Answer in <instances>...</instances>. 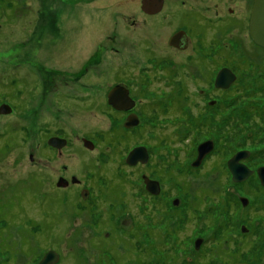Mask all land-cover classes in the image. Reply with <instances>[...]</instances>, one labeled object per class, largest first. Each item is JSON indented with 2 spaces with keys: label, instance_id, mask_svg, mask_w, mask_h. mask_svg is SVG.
I'll list each match as a JSON object with an SVG mask.
<instances>
[{
  "label": "rangeland",
  "instance_id": "374dc122",
  "mask_svg": "<svg viewBox=\"0 0 264 264\" xmlns=\"http://www.w3.org/2000/svg\"><path fill=\"white\" fill-rule=\"evenodd\" d=\"M135 1L0 0V101L4 99L15 108V111L10 114H0V135L3 134V136H0V178H6L7 175H10L17 186H25L28 189L31 186L29 181H34L33 196H35V219H37L35 223L41 222L40 226L35 228L38 242L42 240L41 246L38 245L41 251L50 247L56 248L62 255L61 264H98L101 262L103 264L107 262L105 264H108L112 258L110 257V249L114 252L115 257L122 254L126 249L131 250L129 259L132 260L127 264H135V258L146 259V264H154L151 262L153 257L159 258L158 264H163V262L169 264L171 258L176 259L174 264H224V258L233 259L231 257L233 252L230 250L235 248L238 249L235 254H239L241 260H238L237 263L235 261V264H264V225L260 224L258 226L257 220L247 221V217L246 220H238L244 219L248 212L250 215L254 212L264 218V193L258 197L261 201L260 210L249 207L247 209L246 206L244 207L245 210L240 212L230 210L229 215H225L221 209L220 212L213 209L209 214L206 212L207 207H197L193 211V206L188 208L183 203V206L179 205L180 207L176 208L175 211L169 205L168 208L165 207L162 211L161 206L153 205V200L148 198L144 200L138 194L142 183L138 178L139 172L146 168L155 177L162 178L161 174L164 177L162 179L165 187L173 190L171 195H174L178 187L173 184L172 178L169 176L171 173L168 174L165 170H171L172 166L174 168L173 164L178 163L177 159L181 155L188 156L189 161L193 160L194 155L185 152L192 151L195 144L205 139L206 136L211 135L218 138V133L214 130L212 133L207 134L202 131L199 132V130H193L194 128L191 131V129L184 126L185 123L183 122L176 123L175 126L171 127L168 123H165L169 122L171 116L166 115L159 121L149 117L148 122H146L148 128L135 129L129 133L128 140L122 137L109 138V140H113L112 145L97 140L96 148L92 151L81 145V137H90L95 132H107L110 120L104 111L95 110L93 105L73 102V99L77 98L72 97V94L77 95L79 93L80 95L77 81H68L63 72L76 70L80 57L85 56L82 54L89 53V51L93 52L94 47L97 46L101 47L104 64L113 62L114 65L122 66L121 63L126 60H132L135 64L138 58L145 57L141 54L143 49L140 48L143 46L146 36V30H143V28L150 25L155 28L149 30L157 29V26L161 24L157 19H161V17L148 23L141 17H136L139 14L135 11ZM169 2L184 5L183 7L188 9H191L190 7L196 8L209 17H214L215 8L226 12L228 6L227 3L221 4L222 1L218 0H169ZM216 2H219L218 6H215ZM176 7L172 6L171 9ZM82 14L84 17L81 16ZM86 17L90 18L80 21L81 18ZM133 17L136 18V22L130 24L129 20ZM88 32L91 33L88 34ZM128 33L130 38H126ZM113 34H118L119 37L117 38L119 40L115 39L113 42L107 38L108 35ZM145 41L149 43L154 51L160 49L158 36H149ZM112 47H120L119 52H113ZM37 62L43 66L44 70L42 72L45 73H48L51 68L62 70V73L57 75L56 79L59 85L58 90H45V83L41 79L43 74L39 75L40 70L36 66ZM135 66L137 69L133 70L132 73L140 81V77L143 75L136 73L139 69L137 64ZM154 73L157 76V72L153 71L150 78H154ZM94 78L99 80L95 74L92 76V80ZM113 79L112 75L100 78L99 84L102 86L99 88L100 95L103 94L104 89L114 82ZM154 81L155 79L148 87L158 88L160 82ZM139 87L137 84L135 85L136 94H140ZM41 92L59 93L48 94L43 109L35 116L37 123L42 121L43 127L40 126L41 124H37L34 127L29 126L28 130H24L25 128L22 127L24 120L19 115L24 113L25 110H36L38 108H33V106H35ZM90 93H86L85 97H88ZM52 95H55V97L48 105L49 99L53 97ZM146 95L142 100L149 99L151 102H155V99L160 100L167 97L165 92H158L155 97L151 94L150 97ZM161 100L163 102V99ZM152 122H155L158 126L152 125ZM47 131L61 132L69 138L68 146L63 150V157H56V154L45 146L44 139L48 133ZM188 131L190 132L188 133ZM241 133L238 134L237 132L232 135L231 148L224 154V161L239 146L262 148L261 143L256 142L253 138L246 139L244 130ZM161 137L165 138V142H160ZM140 142L147 143L151 148L149 165L146 167H127L123 163L127 151L132 145ZM185 144H190V146H185ZM101 152L108 155L109 159L107 161L100 160L99 156L102 158ZM30 153L34 156L33 161L28 158ZM263 161L264 156L260 157L257 163ZM183 164L184 162H180V165L177 164L176 167L180 169ZM63 165L68 167L66 173L76 175L78 178L88 179L89 182H87L91 186H100L102 195L103 192L108 191L107 186H109L110 193L115 188L116 190H125L124 200L127 202L125 206L129 212L124 227L127 228L131 224L129 233H136L139 240H141L140 244L143 247L140 251L136 250L134 248L135 243L133 244L134 239H137V237H133L132 240L123 236L122 240L125 241L126 245L124 243L118 244V246L114 244V238H119L121 233L114 227L118 219L107 214L104 216L106 219L103 222L96 223L98 215L92 216L88 213L85 208L88 205H81V201L76 203L77 199L74 201L75 196H72L75 194L74 191L68 193V189L56 188L55 182L64 171L62 170ZM120 167L121 173L118 174V168ZM163 170L164 172L159 174ZM182 178L186 180L184 185L189 186L190 194L192 190L197 188L196 190H200V194L204 195L209 191L211 197L213 196L212 199L216 196L219 201L223 199L220 194L226 191L224 187L231 183V177L228 179L226 176L228 180L222 192L215 195L214 190L212 189V192L209 189L210 183L214 179L217 180V183H224V172L221 175L215 173L209 177L206 174L195 173L193 176L181 177V183L184 180ZM105 179H107V182L104 183L103 180ZM249 184L256 185L255 182L251 181ZM245 185L241 188L240 194L247 192L248 187ZM122 194L119 193V195ZM118 198L115 197V200H117L115 202L114 198L107 197L105 206L100 205L98 208L106 212L107 206L112 208L118 203ZM196 199L191 197L188 203L196 202ZM204 199L207 200V197H204ZM252 205L255 204L252 203ZM118 208L120 209L121 205H118L115 210ZM90 210L92 211L93 208ZM159 210L162 212L161 214ZM190 210H192V217L189 215ZM173 212L181 216V220L182 217L188 215L186 223L181 221L184 227L180 226L181 231L177 239L174 236H164V227L166 226L165 229H169V231L173 227L170 225L173 224L174 220V218H171ZM119 217H122V215H119ZM148 218L154 220L152 223L155 225L156 222L163 221L159 225L161 228L149 224L151 221ZM109 220L112 221L116 233L113 235V240H108L106 243L110 247L106 251V247L101 248L103 243L98 242L96 238L92 239V237L96 236L98 238L97 235L103 234L105 229L108 230L107 225L111 224ZM227 220L230 221L229 224H232L231 226L228 225L227 228L229 229L225 227ZM176 221L178 220L176 219ZM245 222H249V226H251L250 222L255 225L254 227L251 226L254 231H249L248 234L245 233L246 235H239L242 234L239 231V226L241 223L245 224ZM99 223H101L100 228L97 227ZM148 227L156 236L158 253L156 251L152 252L151 248L145 243L146 237L143 234ZM233 236L236 237L233 238ZM196 237H203L204 242L199 247V252L193 255L192 242ZM149 243L151 244L150 240ZM136 252L139 256L136 255Z\"/></svg>",
  "mask_w": 264,
  "mask_h": 264
},
{
  "label": "flooded vegetation",
  "instance_id": "af4514ba",
  "mask_svg": "<svg viewBox=\"0 0 264 264\" xmlns=\"http://www.w3.org/2000/svg\"><path fill=\"white\" fill-rule=\"evenodd\" d=\"M218 1H222L221 4L227 3L228 6L226 7V12H222L221 9L215 8L214 17H209L193 7L188 9L184 8V5L173 4L169 2V0H148L147 2L145 0H137V3L135 1V11L139 14L136 17H141L147 23L161 17V19H157L161 23L157 26V29L149 30L155 28L150 25L143 28V30H146L145 40L149 38V36H158V45L160 49L154 51L151 49L148 42L145 40L143 41L144 43L142 42L143 46L140 48L143 50L141 54L145 57H140L135 62L139 69L136 73H141L144 76L140 77L141 82L138 81V78L132 73L133 70L137 69L132 60H126L121 63L122 66L114 65L112 64L113 62L104 64L105 61L101 55V47L98 46L94 47L95 50L93 52L89 51V53L82 54L85 56L80 57V62L76 70H66L63 72L68 81H77L80 95L79 93H77V95L72 94V97L75 96L77 98L73 99V102L75 101L89 106L93 105L95 110L104 111L110 120V126L107 132H95L90 137L83 136L80 138L82 147L89 151L96 148L97 140H102L111 145L113 144V140H109V138L115 139L116 137H122L128 140L127 138L130 132L135 129L140 130V128H148L146 122H148L149 117L159 121V119L169 115L171 118H169V122L165 123H168L171 127L175 126L176 123L183 122L185 123L184 126L191 129V131L194 128L193 130H199V132L202 131L205 134L212 133L213 130L218 133V138L211 135L206 136L205 139L195 144L192 151L185 152L190 153V155L193 154V160L189 161L188 156L181 155L177 159L178 163L175 162L173 164L174 168L172 166L171 170H165L166 173H171L169 176H171L173 184L178 187L175 191L176 195H171L173 190H170L164 185L162 179L164 177L160 174L163 173L164 170L159 172L162 178L151 175L146 168L139 172L138 178L142 183L140 184L138 194H140L144 200L147 198L153 200V205L161 206L160 208L162 211L165 207L168 208V205L174 211L176 208L178 209L180 207L179 205H186L188 208H192L193 206V211L197 209V207H207L206 212L209 214H211L213 209L218 210V212H220L221 209L225 215H229L230 210H235L234 212L245 210L244 207L246 206L247 209L249 207L260 210L261 201L258 197L260 194L264 193V185H262L260 181L258 169L260 167L264 168V161L257 163V160L264 156V47L256 43L249 33V19L253 0H247V2H245V0ZM156 2L160 3V9L158 10L156 9ZM218 3L216 2L215 6H218ZM170 6L177 7L171 9ZM81 16L84 17L83 14ZM89 18L90 17L81 18L80 21L88 20ZM129 22L130 24H134L136 18L133 17ZM90 33L91 32H88V34ZM128 34L126 38H130V34ZM117 37H119L118 34L107 36V38L113 42L115 39H118ZM102 47L105 48L104 46ZM119 49L120 47L111 48L113 52H119ZM38 63L39 62L36 63V66L40 70L39 75L43 74L41 79L45 83V90H58L59 85L56 79L57 75L62 73V70L51 68L48 73H45L42 72L44 70L43 66ZM102 65L104 66L102 67ZM153 71L157 72V76L154 73V78H150V74H153ZM94 74L99 80L95 78L92 80ZM111 75L112 78H114V82L103 90L101 96L99 94V88L102 87L101 84H99L101 81L100 78L104 76L109 77ZM66 79H64V81L67 82ZM153 79H155L154 82H160V85L156 89L148 87ZM225 83L228 84L226 87H224ZM136 84L138 87L141 86L139 87L140 94L135 93ZM113 89L117 90L116 92L126 93L128 98L125 102L120 103V107L118 108L114 107L109 101V93ZM88 92L91 93L88 97H85V94ZM158 92H165L168 98H161L163 102L161 99H155V102H151L149 99L142 100L146 94L147 97L148 95L150 97V94L155 97V94ZM57 93L59 92H41L35 106H33V108H38L36 110H25L24 113L19 115L20 118L24 120L22 126L25 128L24 130H28L29 126L34 127L37 124H41L40 126L43 127L42 121L37 123L35 116L43 109L48 94ZM52 96L53 97L49 99L48 105L55 97V95ZM112 100L114 101V99ZM2 103H6L10 107V111L0 114L7 115L15 111V108L7 103L6 100H1L0 105ZM146 108H148V110H146ZM47 111L46 108V112ZM130 115L136 117V120L134 119L136 124L127 126V118ZM151 124L158 126L155 122ZM242 130L246 133V139L253 138L256 142L261 143L262 148L239 146V148L233 151L224 161V154L231 148L232 135L237 132L238 134H242ZM189 132L190 131H188V133ZM1 135L3 136V134ZM53 138L63 140V145L59 148L51 145L49 140ZM82 139H87L92 142L93 147L91 149L87 148ZM44 141L45 146L52 150V152L56 154V157H63V150L68 146L69 138L61 132L53 133L50 131L45 136ZM206 141L210 142V150L203 155L200 162L196 165L195 161L199 153L198 145ZM160 142H165V138L161 137ZM139 145L145 146L148 156L147 161L145 163L137 162L134 165H129L125 161V156L123 163L127 167H146L149 165L151 148L147 143H136L130 147L127 153L132 148ZM185 146H190V144H185ZM240 151H247V154H245V157H238V162L244 164L247 169L251 170V173L243 181H234L232 179V172L229 168L228 160ZM101 153L102 158L99 156L100 153L98 154L100 160L103 162L107 161L109 159L108 155L103 152ZM28 158L30 161H33V154L30 153ZM180 162H184V164L180 166L179 169L176 166L177 164L180 165ZM67 168L68 167L65 165L62 166V170L64 171L55 182L56 188L62 190L68 189V193L74 191L75 194L72 196L75 197L73 199L71 196V198L74 201L77 199L76 203L81 201V205H88L85 207L87 212L92 216L98 215L96 223L100 221L103 222L104 219H106L104 216L107 214L112 218L118 219L114 227L121 232L119 238L113 237L116 232L112 226V221L109 220L111 224L109 223L107 225L108 230L105 229L103 234L97 235L98 238L93 236L92 239L96 238L98 242L103 243L101 248L103 249L106 247L105 250L107 251L110 247L106 245V243L108 240L112 241V238L115 239L114 244L118 246V244L121 243L126 245L125 241L122 240L123 236L132 240L133 237H137V239H134L133 244L135 243L134 248L140 251L143 247L142 244H140L141 240H139L136 233H129L131 231V224H129L130 226L127 228L124 227L128 216L127 213L129 212L125 206L127 204L126 200H124L125 190H116L115 188V190H112L113 192L110 193L109 186H107L106 188L108 191L103 192V196L100 186H91L88 183V179L86 180L84 177L78 178L76 175L74 176L73 174L66 173ZM222 172H224L225 175V182L217 183V180L214 179V181L210 183L211 185L209 188L212 192L214 190L215 195H218L222 192L229 177H231V183L224 187L226 191L220 194L223 198L220 201L216 196V199H212L213 196L211 197L209 191L204 195L200 194V190H196L197 188L192 190L190 194L189 186L184 185L186 180L182 178V180L184 179L182 183L180 181L181 177L193 176L195 173H200L202 175L206 174V176L209 177L215 173L221 175ZM117 173H121V167L118 168ZM69 176L70 178H68ZM148 180L158 182L157 191L155 193L149 190L148 184L146 183ZM103 181L105 183L107 179ZM250 181L255 182L256 185L249 184ZM58 183L61 184L59 185ZM29 185H31L29 189L25 186H17V183H15V180L10 175H7L6 178H0V264H38L49 251H54L57 254L56 261L51 264H61L62 255L56 248L50 247L42 251L40 250L42 240L38 242V235L35 232V228L39 227L41 222L35 223L37 219H35L36 206L35 196H33L35 189L34 181L30 180ZM244 185L248 187V190L246 193L240 194L241 188ZM119 193L123 194L119 195ZM120 196L122 198H118ZM190 196L192 198H197L195 200L196 202L188 203L189 198H191ZM107 197L114 198L115 202L117 201L115 197H117L118 203L112 208L107 206V210L104 212L98 207H100V205L105 206ZM204 197H207V200L204 199ZM245 198L247 200L246 205L242 203V199ZM252 203L255 205H252ZM118 205H121V208L115 210ZM91 208H93L92 211L90 210ZM149 209L151 208L149 207ZM192 210L189 211L191 217ZM159 213L161 214L162 212L159 210ZM119 215H122V217H119ZM187 216L188 215L182 217L181 220V216L178 214H171V218H174V225L170 224L173 226L170 231L169 229H165L166 226L164 227V236H174V238L177 239L181 231L180 226H183L181 221H185L186 223L188 220ZM175 217L178 221H176ZM244 217V219L241 218L238 220H246L247 217V221L257 220L256 223L258 226H260V224L264 225V223L262 224L264 218H261L259 214L253 212L250 215L248 212ZM148 219L151 221L149 224L154 225V227L156 225L159 226L163 222L158 221L155 225L152 223L154 220L152 221L151 218ZM229 222L230 221L227 220L225 223L226 228L229 227L228 225H232L229 224ZM101 223H99L97 227L100 228ZM250 225L253 227L255 226L252 225L251 222ZM251 226H249V222H245V224L241 223L239 231H241L242 234L239 235H246L245 233L248 234L249 231H254ZM159 227L161 228V226ZM225 227L223 228L226 229ZM242 228L245 230H242ZM149 229L151 228L148 227L144 230L143 236L145 235L146 237L145 243L151 248L152 252L156 251L158 253L156 236L153 231ZM234 237L236 236H233V238ZM198 239L201 240L199 247L202 242H204L203 237H196L193 239V255L199 252V247H196V240ZM38 244H40V246ZM237 250L236 248L230 250L233 252L231 255L233 259L228 260L224 258V264H235V261L237 263V261L240 260V258L236 260L239 256V254H235ZM130 251L131 250L126 249L122 254L116 255L115 257L114 252L110 249V257L112 258L108 264L129 263V261L132 260L129 259ZM136 255L139 256L138 252H136ZM158 261L159 258L153 257L151 262L158 264ZM175 262L176 259L171 258L169 264H174ZM98 264L103 263L101 262ZM135 264H146V259L141 260L140 258H135Z\"/></svg>",
  "mask_w": 264,
  "mask_h": 264
},
{
  "label": "water",
  "instance_id": "95a60500",
  "mask_svg": "<svg viewBox=\"0 0 264 264\" xmlns=\"http://www.w3.org/2000/svg\"><path fill=\"white\" fill-rule=\"evenodd\" d=\"M146 2L148 0H145ZM159 2H156V9H160ZM249 33L251 38L264 47V0H253L250 19H249ZM229 81V80H228ZM228 84H224V87H226ZM117 90L113 89L109 93V101L114 107L118 108L120 107L119 104L122 102H125V100H128L126 93L124 92H116ZM114 99V101L112 100ZM10 111V107L6 103H2L0 105V113H6ZM136 117L134 115H130L127 118V126L135 125ZM60 140V142H59ZM84 145L87 148H92V142H90L87 139H82ZM49 143L56 147H61L63 145V140L53 138L49 140ZM210 150V142L206 141L198 145V157L195 161L196 165L200 162L201 158L205 153H207ZM247 151H240L234 154L229 160V168L232 172V179L234 181H243L245 180L248 175L251 173V170L247 169L244 164L238 162V157H245V154ZM147 150L145 146L139 145L134 148H132L126 155L125 161L129 165H134L137 162L145 163L147 161ZM258 175L260 178V181L262 185H264V168L258 169ZM148 184L149 190L153 191L154 193L157 191L158 182L154 180H148L146 182ZM59 185L61 183H58ZM242 203L246 205L247 200L242 199ZM242 230H245L242 228ZM201 240H196V247L198 248L200 245ZM57 259V254L54 251H49L45 254V256L38 262V264H51L54 263Z\"/></svg>",
  "mask_w": 264,
  "mask_h": 264
},
{
  "label": "trees",
  "instance_id": "16d2710c",
  "mask_svg": "<svg viewBox=\"0 0 264 264\" xmlns=\"http://www.w3.org/2000/svg\"><path fill=\"white\" fill-rule=\"evenodd\" d=\"M239 259V256L236 258V260ZM223 262H225V260H223Z\"/></svg>",
  "mask_w": 264,
  "mask_h": 264
},
{
  "label": "bare ground",
  "instance_id": "6f19581e",
  "mask_svg": "<svg viewBox=\"0 0 264 264\" xmlns=\"http://www.w3.org/2000/svg\"><path fill=\"white\" fill-rule=\"evenodd\" d=\"M136 3H137V0H136Z\"/></svg>",
  "mask_w": 264,
  "mask_h": 264
}]
</instances>
